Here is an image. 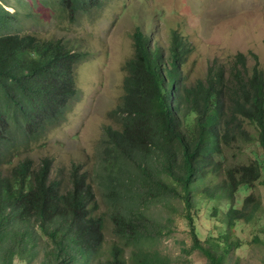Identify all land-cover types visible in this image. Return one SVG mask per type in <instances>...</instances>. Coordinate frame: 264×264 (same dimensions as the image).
<instances>
[{"label":"trees","instance_id":"obj_1","mask_svg":"<svg viewBox=\"0 0 264 264\" xmlns=\"http://www.w3.org/2000/svg\"><path fill=\"white\" fill-rule=\"evenodd\" d=\"M102 1L56 3L74 20ZM6 6L0 2V264H29L39 252L40 264H176L157 247L163 226L149 214L173 198L189 228L186 255L197 250L206 264H225L243 245L232 238L238 223L253 226L250 242L264 252L260 198L250 193L239 205L235 198L264 186V69L256 54L251 68L242 52L228 66L215 57L204 78L187 85L186 39L171 31L165 63L159 45L136 28L124 93L111 113L118 127H104L96 172L72 163L63 184L51 178L49 158L35 163L27 152L64 119L85 53L22 32L18 11ZM234 142L253 145L247 161H227ZM97 195L105 210L95 213ZM200 199L213 202L208 217L221 226L204 238L195 224ZM106 219L116 241L101 257Z\"/></svg>","mask_w":264,"mask_h":264},{"label":"rangeland","instance_id":"obj_2","mask_svg":"<svg viewBox=\"0 0 264 264\" xmlns=\"http://www.w3.org/2000/svg\"><path fill=\"white\" fill-rule=\"evenodd\" d=\"M1 1L9 11H18L22 32L40 38H61L73 49L85 53L75 67L78 91L64 119L50 127L27 152L35 163L49 158L51 178L63 184H68L72 163H81L90 175L96 172L104 127H118L111 113L124 93L125 64L134 52L132 34L136 28L159 45L165 63L171 31L186 39L190 50L184 55L182 71L187 85L204 78L215 57L228 66L237 52L247 56L249 68L255 62L250 53L256 54L259 66L264 69V0H103L100 6L79 11L74 20L56 0ZM149 45L154 47L152 43ZM252 148V144L232 143L226 149L227 161L231 164L247 161ZM92 186L95 187L94 182ZM250 193L258 196L264 207V186L260 182L247 191H238L237 205ZM97 202L100 208L95 213L104 211L99 195ZM212 204L201 199L198 202L201 211L195 224L201 238L215 233L212 227L221 229L220 225L215 226L213 217H208L207 207ZM153 208L149 214L163 226L156 243L162 253L176 264H206L199 251L186 255L182 250L190 246L191 240L188 225L180 216L183 208L179 199H171L169 206L160 203ZM105 225L101 257L107 256L109 246L116 241L109 219ZM252 228L238 223L232 229V238L243 245L230 251L225 264H264L263 250L250 242ZM42 257L39 252L29 264H40ZM14 264H21L18 258Z\"/></svg>","mask_w":264,"mask_h":264},{"label":"clouds","instance_id":"obj_3","mask_svg":"<svg viewBox=\"0 0 264 264\" xmlns=\"http://www.w3.org/2000/svg\"><path fill=\"white\" fill-rule=\"evenodd\" d=\"M12 12V11H11Z\"/></svg>","mask_w":264,"mask_h":264}]
</instances>
